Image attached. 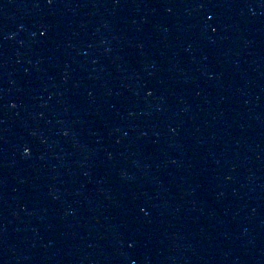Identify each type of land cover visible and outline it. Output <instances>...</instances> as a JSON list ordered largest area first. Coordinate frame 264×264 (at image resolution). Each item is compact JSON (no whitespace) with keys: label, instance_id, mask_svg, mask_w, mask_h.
I'll use <instances>...</instances> for the list:
<instances>
[{"label":"water","instance_id":"1","mask_svg":"<svg viewBox=\"0 0 264 264\" xmlns=\"http://www.w3.org/2000/svg\"><path fill=\"white\" fill-rule=\"evenodd\" d=\"M0 264H264V0H0Z\"/></svg>","mask_w":264,"mask_h":264}]
</instances>
